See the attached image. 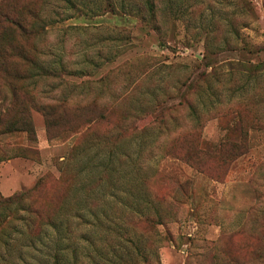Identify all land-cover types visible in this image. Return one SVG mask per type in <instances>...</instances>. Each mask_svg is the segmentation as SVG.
Here are the masks:
<instances>
[{
  "label": "rangeland",
  "instance_id": "obj_1",
  "mask_svg": "<svg viewBox=\"0 0 264 264\" xmlns=\"http://www.w3.org/2000/svg\"><path fill=\"white\" fill-rule=\"evenodd\" d=\"M74 2L75 7L65 0H0V11L23 6L53 21L40 45L43 53L50 51L54 56L40 55V59L67 72L62 82L38 85L32 92L34 101L44 103L49 97L66 95L74 84L98 80L126 61L149 57L157 62L149 73L148 86L139 90L138 98L147 102L136 116L142 120L154 111L150 105L157 97H172L166 107L177 105L184 91L176 92L174 87L195 75L197 68L214 72V77H210L212 90L202 84L192 105L197 113L216 112L203 117L199 131L187 106H173L165 111L169 133L160 131L157 123L145 133L129 129L112 156L106 147H91L85 161L93 163L90 166L97 169L99 179L88 190L98 191L87 202L82 218L73 219L68 233L49 228L33 241L25 239L22 231L7 247L0 246V264H54L56 255L62 264H130L139 262L141 253L152 251L157 252L152 264H264V258L251 255L256 245L250 233L233 237L241 227L249 231V220L259 216L249 214L257 206L256 192L262 194L259 208L264 209V121L249 130V153L229 168L211 159L205 161L202 173L166 150L177 146L179 136V146L198 134L218 144L226 135L225 123L214 117L233 106L246 105L249 118L261 113L264 117V102L257 100L264 101V0H186L182 9L188 21L171 20L166 48L136 18L104 13V0ZM158 6L162 12L169 10L163 0H158ZM123 28L132 31L127 46L118 35ZM111 50L115 51L111 57H116L112 62L99 56L100 51L111 55ZM204 60L211 63L210 68H204ZM4 64L9 73L28 68L16 59ZM120 88L117 81L111 85L112 91ZM50 89L52 94L44 93ZM8 92L0 89V113L12 108ZM130 106L124 102L111 108L112 116L119 119L121 111ZM30 109L34 140L25 133L0 134V194L5 198L34 188L45 176L51 190L45 194L50 197L59 178L58 162L69 156L87 128L86 120L80 118L60 134L52 130L54 138L49 139L43 115ZM110 120L115 118L99 122L96 132L104 133ZM109 161L108 169L103 168ZM80 201L75 199L76 207ZM6 216L0 213V223ZM143 217L153 223L146 224ZM159 219L162 225L157 224Z\"/></svg>",
  "mask_w": 264,
  "mask_h": 264
},
{
  "label": "trees",
  "instance_id": "obj_2",
  "mask_svg": "<svg viewBox=\"0 0 264 264\" xmlns=\"http://www.w3.org/2000/svg\"><path fill=\"white\" fill-rule=\"evenodd\" d=\"M65 1L75 7L74 0ZM104 1L106 2L104 13L113 15L120 13L122 16L136 18L157 34L163 48L168 45V29L171 20L188 21L186 12L182 9V5L187 4L186 0H163L164 5L169 8L167 12L159 10L158 0ZM172 6L178 8L174 9ZM18 9L13 7L11 11H0V60L3 62H0V89H7L12 100V108L0 113V134L25 133L32 136L34 140L35 130L31 120V107L43 115L49 139L54 138L52 130L60 134L71 122L80 118L86 120L87 128L71 148L69 156L58 162L59 178L56 186L53 185L55 188H52L50 197V193L47 196L45 194L46 190L51 192L47 189L46 176L39 179L34 188L30 190L22 191L8 198L0 194V213L5 212L7 215L5 220L0 223V246L4 245L5 247L15 239V235L22 231L25 239L29 241L40 238L49 228L70 232L73 219L76 217L81 219L82 211L88 209L87 202L97 196L98 189L95 193L88 190V185L99 177L96 175L97 169L93 171L90 166L93 163L85 161L91 147L98 149L106 147L110 153L108 155L112 156L123 138V133L129 129L133 133L142 129V132L145 133L152 129L154 123H157L160 131L163 129L162 131L169 133L170 128L166 121L165 111H170L173 106V108L187 106L190 117L197 123L196 129L199 131L203 127V117L212 116L211 114L216 112L215 109L205 114L197 113L192 105V98L199 95L198 92L202 84L209 85L208 90H212L210 77H214V72L199 71L197 68L195 75L185 77L174 87L176 92L184 91L180 96L181 101L177 105L166 107V104L173 100L172 97L168 96L166 99L157 97L153 106L150 105L154 111L145 117L152 116L151 121L142 125L141 122L145 118L141 120V117L136 116V113L143 111L142 105L147 101L138 98V93L145 84L148 86L149 73L157 62L149 57L132 62L126 61L122 66L112 69L98 80L74 84L66 95L62 93L59 97H49L48 101L44 103L34 101L32 92L38 85L50 80L62 82V75L66 74L67 70L62 67L60 71L54 67L53 62L48 64L46 59H40V55L54 56V53L50 51L43 53L40 45L47 34L46 27L53 21L44 19L39 13L33 12L31 8L24 9L22 6ZM131 34L132 31L129 29L119 30L118 35L121 40H124L125 46L131 43ZM114 52L111 50V55H103L100 51L99 56L103 60L108 59V62H112L116 58L111 57L114 56ZM47 58L49 57L47 56ZM13 59L27 64L28 68L22 72L9 73L4 62ZM203 62L205 69L211 67L208 60ZM98 65L96 64V67ZM8 78L9 80L6 82L5 80ZM116 81L121 85V88L119 91H112L111 85ZM58 87L57 85L55 89ZM51 89L44 93L52 94L53 90ZM251 98V96L248 97V100L250 101ZM257 100L264 102L258 97ZM70 101L74 104H70ZM124 102L130 103L131 106L121 111L119 119L112 116L111 108L121 106ZM248 113L249 108L244 105L233 106L225 113L215 115L214 118L225 123L226 131L224 139L218 144L210 143L198 134L194 140H189L187 145L179 146L182 141L179 136L177 146L170 148L169 151L166 147V150L168 154L177 155L186 163L197 167L202 173H205V161L211 159L219 160L218 164L225 168H229L232 164L234 166L250 151L249 130L258 128L259 122L264 121L262 113L253 114L250 118ZM110 117H114L115 121H109V128L104 133H97V124L110 119ZM246 118L251 121H247ZM170 119L172 120V118ZM97 155L100 154L97 153ZM109 166L110 161L103 164L105 169H108ZM76 198L81 200L77 203V207ZM256 202L257 206L252 207L249 214L252 212L259 214L254 219L255 223H259V225L254 224V221L250 219L248 222H251L249 231L241 227L233 232V237L250 233L249 237L254 240L253 244L256 245L252 248L251 255L261 259L264 258V229H260L259 226L260 224L264 225V209L259 208L263 200L262 194L258 192H256ZM141 219H144L146 224L153 223L149 217ZM157 224H163L161 219L157 221ZM259 231H261V235ZM140 257L139 262L130 264H152L153 257L157 258V252L141 253ZM54 264H62L60 256H55Z\"/></svg>",
  "mask_w": 264,
  "mask_h": 264
}]
</instances>
